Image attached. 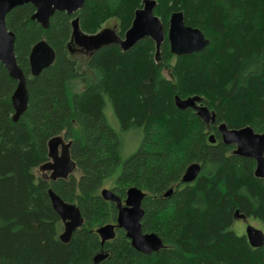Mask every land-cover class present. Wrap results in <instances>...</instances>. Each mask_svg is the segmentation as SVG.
Listing matches in <instances>:
<instances>
[{
	"label": "trees",
	"instance_id": "16d2710c",
	"mask_svg": "<svg viewBox=\"0 0 264 264\" xmlns=\"http://www.w3.org/2000/svg\"><path fill=\"white\" fill-rule=\"evenodd\" d=\"M143 2L86 0L73 14L56 11L48 28L32 18V3L7 14L29 101L17 115L18 81L0 61V264H96L99 252L109 255L97 264H264V244L253 247L246 233L233 229L237 211L264 225V181L255 175L256 161L235 154L216 126L250 125L264 133V0H157L166 35L171 14L183 11L208 46L177 56L166 38L157 54L154 40L144 37L126 51L110 44L86 53L81 67L73 20L79 17L82 31L94 34L115 18L124 37ZM42 39L55 60L34 76L30 52ZM89 71L88 85L72 93L73 82ZM177 96H199L215 111L216 123L180 109ZM132 130L141 134L140 144L124 157L122 133ZM56 135L72 141L79 176L52 181L36 172L50 160L48 141ZM194 162L201 172L182 182ZM106 181L122 200L132 186L147 193L143 230L157 233L162 249L138 251L122 228L102 244L97 228L118 218L117 204L101 195ZM49 188L76 203L84 217L67 243Z\"/></svg>",
	"mask_w": 264,
	"mask_h": 264
},
{
	"label": "water",
	"instance_id": "95a60500",
	"mask_svg": "<svg viewBox=\"0 0 264 264\" xmlns=\"http://www.w3.org/2000/svg\"><path fill=\"white\" fill-rule=\"evenodd\" d=\"M85 2L86 0H0V61L7 67L10 75L18 81L13 97L17 115L22 114L27 109L29 94L26 75L19 66L15 52L16 36L7 26V14L19 5L32 3L36 7V12L32 18L44 28H48L50 19L56 11H66L73 14L82 8ZM156 6L157 0H144L143 6L135 12L132 25L124 37L110 28L102 29L94 34L86 33L80 27L79 17H76L73 20L72 41L87 52L99 50L110 44H118L126 51L142 38L150 37L156 43L157 54H159L161 45L167 38L171 52L177 56L198 52L208 46L210 40L200 28L186 24L183 11H175L171 14L166 35L163 21L155 14ZM54 60L55 50L46 39L40 40L30 52L32 74L34 76L39 75ZM176 105L180 109H194L207 125L216 123L215 111L210 109L199 96L188 98L177 96ZM216 126L221 133L222 141L227 145L236 146L235 154L256 161L255 175L264 181V133L255 131L250 125L230 128L227 123L221 122ZM209 139L211 143H215L217 140L215 133L210 134ZM71 144L72 141L66 140L63 135L53 136L48 141L50 160L40 166V169L45 172V177L55 181L67 179L75 172L78 166L71 156ZM201 170L202 165L199 162L190 164L182 177V182H193ZM173 191L174 187L166 191L164 196H171ZM48 194L54 209L64 223V230L60 238L67 243L71 240L73 233L84 224V217L76 203L65 201L53 188H49ZM146 194L142 188L132 186L127 190L126 199L122 200L111 188L104 187L101 190L102 197L105 200L115 202L118 207L117 222L106 223L97 228L102 244L114 239L117 229L122 228L130 238L132 246L140 252L150 254L164 247V242L157 233L143 230L142 218L145 214L143 200ZM236 217L246 218L239 211L236 212ZM246 235L253 247H261L264 244V230L248 225ZM108 255V252L97 253L94 257V263H100Z\"/></svg>",
	"mask_w": 264,
	"mask_h": 264
},
{
	"label": "rangeland",
	"instance_id": "374dc122",
	"mask_svg": "<svg viewBox=\"0 0 264 264\" xmlns=\"http://www.w3.org/2000/svg\"><path fill=\"white\" fill-rule=\"evenodd\" d=\"M105 28H110V29H114V30L118 31L119 21L115 18L114 19L111 18L102 25L101 30L105 29ZM73 52H74V55L78 56V58L80 60L81 67L85 66L86 59H87L86 57L88 56L87 54L89 52H87L81 48L75 49ZM165 74L169 75V72L166 70ZM92 77H93V74L91 71H89V72H87V75L85 77H82V78L74 81L72 86H71L73 88V90L70 87L71 92L73 93V92H77L75 90H78V91L83 90L88 85L87 82H89V81H87V80L92 78ZM107 114H108V112H107ZM108 117H109L111 124L116 129L119 130V123L116 120L115 116L113 117V120L111 119L109 114H108ZM131 132L130 133L129 132L122 133V136H123V156L124 157H127L132 152H134L140 144L141 134L139 137L138 133H135L133 130ZM36 172L40 175L45 174V172H43L40 168H37ZM74 173H76L77 176L80 175L79 172H74ZM47 174H50V172H47ZM107 183H108V181H106V185L104 187L111 188L110 187L111 185L109 183L108 184ZM248 225H253L257 228L264 230V225L262 224V222L258 219L252 218V217H250V218H236V220L233 224V229L239 234L246 233V228Z\"/></svg>",
	"mask_w": 264,
	"mask_h": 264
},
{
	"label": "bare ground",
	"instance_id": "6f19581e",
	"mask_svg": "<svg viewBox=\"0 0 264 264\" xmlns=\"http://www.w3.org/2000/svg\"><path fill=\"white\" fill-rule=\"evenodd\" d=\"M76 171V170H75Z\"/></svg>",
	"mask_w": 264,
	"mask_h": 264
}]
</instances>
